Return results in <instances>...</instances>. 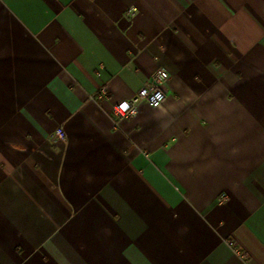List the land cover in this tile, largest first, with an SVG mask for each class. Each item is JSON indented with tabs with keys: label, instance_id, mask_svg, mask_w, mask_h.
<instances>
[{
	"label": "crops",
	"instance_id": "1",
	"mask_svg": "<svg viewBox=\"0 0 264 264\" xmlns=\"http://www.w3.org/2000/svg\"><path fill=\"white\" fill-rule=\"evenodd\" d=\"M0 264H264V0H0Z\"/></svg>",
	"mask_w": 264,
	"mask_h": 264
},
{
	"label": "built area",
	"instance_id": "2",
	"mask_svg": "<svg viewBox=\"0 0 264 264\" xmlns=\"http://www.w3.org/2000/svg\"><path fill=\"white\" fill-rule=\"evenodd\" d=\"M137 14V8L133 7L127 11V16L135 17ZM170 75L167 70L159 68L150 81L147 82L139 91L130 99L120 101L112 106L111 116L115 122H119L122 119L135 117L138 114V106L142 102L148 103L150 106L158 108L161 107L165 100V85L169 80ZM97 98L105 99L108 97V89L106 86L102 87ZM56 139L62 143L67 142V135L63 128H59L56 131ZM243 259H247L246 253H240Z\"/></svg>",
	"mask_w": 264,
	"mask_h": 264
}]
</instances>
